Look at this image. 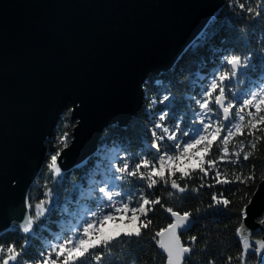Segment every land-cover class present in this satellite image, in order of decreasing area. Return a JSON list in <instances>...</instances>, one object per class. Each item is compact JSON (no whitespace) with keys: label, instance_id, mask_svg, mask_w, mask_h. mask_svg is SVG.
<instances>
[{"label":"water","instance_id":"obj_1","mask_svg":"<svg viewBox=\"0 0 264 264\" xmlns=\"http://www.w3.org/2000/svg\"><path fill=\"white\" fill-rule=\"evenodd\" d=\"M224 2L0 0V231L28 212L26 190L61 113L69 108L73 123L57 162L77 166L105 126L141 107L148 74L168 68ZM250 201L244 223L264 228L255 219L264 177Z\"/></svg>","mask_w":264,"mask_h":264},{"label":"snow or ice","instance_id":"obj_2","mask_svg":"<svg viewBox=\"0 0 264 264\" xmlns=\"http://www.w3.org/2000/svg\"><path fill=\"white\" fill-rule=\"evenodd\" d=\"M238 7L247 12L253 21L262 15V5L259 2L255 7H246L245 3H238ZM215 34L211 26L206 28L193 41L192 50L208 44ZM238 39L244 47L249 46L246 36ZM213 51L220 52L221 49ZM220 68L222 70L211 74L212 78L206 87L201 85L200 98L191 97L198 110H193L190 127L182 128L181 124L186 121L183 117L177 119L175 113L173 118L176 123L172 127L167 126L165 121L169 117V111H161L149 129L151 142L145 143L142 148V152L146 154L141 155L138 162L133 165L127 155L120 157L114 153L107 158L108 165L102 173V179L99 182L91 181L90 191L82 193L86 198H91L92 193L98 191L99 195L95 197L97 210L83 215L76 213V223H69L62 228L61 233L52 234L53 239L49 240L43 236V232L48 230L47 214L52 210L48 206L51 191L44 193L48 200H40L34 206L26 200L25 207L29 211L19 222L13 221L10 229L21 233L23 242L19 247L15 241L7 245L0 243V264H137V258L126 249L131 247L133 239L139 241L143 230L152 225L148 214L154 211L156 205H160L171 220L152 236L155 245L166 254V264H184L186 258L191 259L198 238L190 237L186 245L181 240V232L192 226V212L176 211L163 204L160 196L150 199L143 188L138 193L122 190L117 181L128 182L129 178H135L143 181L147 189L162 184L171 189L168 192L169 198L179 199L189 191L187 182L182 185L181 181L191 180L196 175L204 181L210 173H214L212 179L218 184L246 183L253 179L254 173L244 175L233 172L229 177L217 165L220 162L239 165L241 156L247 161L258 150V145L264 142V54L256 56L249 52L247 55H223ZM257 72L258 78L251 79L250 74ZM241 77L247 78L249 86L243 90L232 87L233 82L239 83ZM203 79L205 77L197 73L193 85ZM164 101H169L166 105L168 109L173 107L174 97L164 95L160 102ZM156 102L153 98L151 104L155 105ZM165 140L171 141V144H164ZM61 143L64 141L61 140ZM214 149L219 155H213ZM59 155L58 151L48 163V168L56 175L61 172L57 164ZM116 160H122L123 163H114ZM184 160L190 162L188 167L181 166ZM203 187L205 184L202 182L191 191L198 192ZM211 199L213 203L209 204L210 208H227L230 204L222 193L219 198L217 194H212ZM33 207L34 212L31 211ZM196 211L199 212V209ZM125 217L128 221L126 224ZM240 217L236 228L242 249L237 257L239 264H246L249 253L256 257L257 264H264V239H253V230L244 223L248 217V204L240 209ZM109 222L115 227L106 231ZM260 224L264 225V220ZM4 231L7 233L9 229ZM64 231L69 234L64 236ZM256 231H264V228ZM33 241L40 242V250L36 255L30 252ZM124 241H128V245L121 248ZM232 259L231 256L227 257L228 264H231ZM208 264H216V261L209 260Z\"/></svg>","mask_w":264,"mask_h":264},{"label":"trees","instance_id":"obj_3","mask_svg":"<svg viewBox=\"0 0 264 264\" xmlns=\"http://www.w3.org/2000/svg\"><path fill=\"white\" fill-rule=\"evenodd\" d=\"M258 2L262 5V15L256 21H253L247 12L241 11L238 7V3H245L246 7H255ZM261 21H264V0H225L168 68L159 73L148 74L143 83V103L132 117L122 125L105 126L100 133L96 147L77 166L61 167L57 162L61 172L56 175L48 168V163L51 156L55 155L69 141L73 123L69 108L65 109L53 132L45 139L47 155L26 190V200L33 206L40 200L49 199L44 195L46 191L50 190L52 193L48 205L52 210L47 214L48 230L43 232V236L52 240V234L61 233L62 228L69 223H76L74 219L76 213L79 212L83 215L85 212L90 213V211L97 210L95 197L99 195L98 191L93 192L91 198H86L82 193L87 194L90 191L91 181L99 182L102 179V173L108 165L107 158L111 154L114 153L120 157L127 155L133 165L138 162L141 155L146 154L142 152V148L145 143L151 142L149 129L152 128L161 111H169V117L165 121L167 126L172 127L176 123V119L173 118V113H175L177 119L183 117L186 121L181 124L182 128L190 127L193 110H198V106L195 105L191 97L200 98L201 85L206 87L212 78L211 74L214 71L222 70L220 65L223 55L233 53L247 55L249 52L256 56L264 54V43H261L264 40V23ZM209 26L215 30V36L208 44L193 51V41ZM242 36L247 37L248 47H244L238 39ZM213 49H221V51L214 52ZM197 73L205 79L197 81L194 86L193 81L196 80ZM250 75L251 79L256 80L259 73ZM248 86L247 78L244 77L240 78L239 83L234 81L232 85L240 90ZM164 95L174 97L171 109L166 107L169 101L160 102ZM153 98L157 101L155 105L151 104ZM61 140L64 143H61ZM164 144L169 145L171 141L165 140ZM245 150L247 151V149ZM148 155L151 158V155ZM213 155L216 156L219 153L214 149ZM113 162L123 163L122 160ZM189 165L190 162L187 160L181 163L182 167ZM217 167L222 173H227L229 177L233 172L244 175L254 173L253 179L246 183L218 184L212 179L214 173H210L204 181H201L196 175L191 180L181 181L182 185L187 182L189 191L179 199L169 198L168 192L171 189L162 184H158L153 189H147L143 181L135 178H129L128 182L117 181L118 184H121L122 190L138 193L143 188L150 199L160 196L162 203L166 206L181 211H191L193 216L197 217L192 228L181 232V238L185 242L192 236L198 238L191 259L186 258L184 264H208L209 260H215L216 264H228L227 257L229 256L233 258L231 264H239L237 257L242 249L236 235V228L241 220L240 209L244 204L249 203L258 182L264 177V142L258 145V150L247 161H244L241 156L239 165L220 162ZM202 182L205 187L200 188L198 192L191 191L192 188H198ZM208 184L213 186L208 187ZM221 193L223 198L230 201L229 206L227 208L223 206L210 208L209 204L213 203L212 194H217L219 198ZM133 202H135V197ZM197 209L199 212L196 211ZM27 210L29 211V209ZM31 211L34 212V207ZM148 219L152 220V225L143 230L139 241L133 239L131 247L126 250L137 258V264H165V256L155 245L152 236L155 231L169 222L168 213L160 205H156L154 211L148 214ZM127 222V217H125L124 223ZM11 225L5 228L9 229L7 233H5V229L0 231V243L7 245L15 241L19 247L23 242L22 234L10 230ZM114 227L115 225L109 222L105 230L108 231ZM262 233L263 231H260L258 235H262ZM68 234L67 231L63 232L64 236ZM126 245H128V241H124L120 247L125 248ZM39 250L40 242L33 241L30 252L36 255ZM246 264H257L256 257L252 253H249Z\"/></svg>","mask_w":264,"mask_h":264},{"label":"flooded vegetation","instance_id":"obj_4","mask_svg":"<svg viewBox=\"0 0 264 264\" xmlns=\"http://www.w3.org/2000/svg\"><path fill=\"white\" fill-rule=\"evenodd\" d=\"M263 215H264V212H263V214H261V216L263 217ZM261 216L259 215V216H256L255 217V219L256 220H259V219H261ZM262 227L257 223L256 225H255V227L253 228V239H256V238H258V237H260L261 235H258V234H260V231H256V230H259V229H261ZM263 233H264V231H263ZM262 233V234H263Z\"/></svg>","mask_w":264,"mask_h":264},{"label":"rangeland","instance_id":"obj_5","mask_svg":"<svg viewBox=\"0 0 264 264\" xmlns=\"http://www.w3.org/2000/svg\"><path fill=\"white\" fill-rule=\"evenodd\" d=\"M58 152V151H57Z\"/></svg>","mask_w":264,"mask_h":264}]
</instances>
